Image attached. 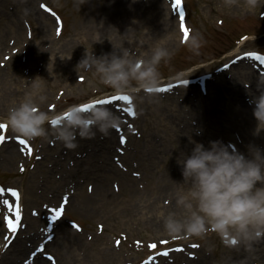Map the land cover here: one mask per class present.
<instances>
[{"label":"rangeland","instance_id":"1","mask_svg":"<svg viewBox=\"0 0 264 264\" xmlns=\"http://www.w3.org/2000/svg\"><path fill=\"white\" fill-rule=\"evenodd\" d=\"M25 1L26 5H31L30 1ZM44 1L52 4L59 13L51 12L48 16L45 15L46 19L44 18L45 21L41 23V28L38 31L35 30L34 33H26L28 24L30 25V20L32 23L34 20L38 21V16L25 11L24 7H22L23 11L18 15V21L22 27V32L27 38L28 45L30 46H26V51L23 54L31 59V66L34 63L36 65V68L33 65L34 74L36 75L35 84L39 77L42 81H46L44 88L47 85L52 87H46L47 92L51 94L49 100H54L60 89H62V91L65 90V94L60 96V102L67 103L68 101L66 99L70 97L80 98L84 95L87 96L91 94L90 92H96L101 86L102 88L107 86L101 83L99 78L94 76L91 71H82L79 75L75 68L76 64L62 61L70 59L73 52H77L82 57L86 47L89 50L93 49V51L99 48L103 38L101 31L102 22L112 20L113 24L122 26L121 30H123L124 33L123 40H120L121 47L128 49L135 48L136 51L139 52V55L142 54L141 51L144 48V41H148V44L152 45L150 49L158 46L163 41V36L151 33L147 34L146 27L148 26V22L141 18L140 23L138 12L129 13L127 5L132 2V0H120L122 4L112 6L113 10L111 12H109L111 9V0H34V7L40 9L39 3H43ZM187 1L190 14L189 18L185 20V27L189 30L188 34L193 35L195 33L201 37L200 48L198 52H194L187 44L181 49L182 52L180 56L173 61L179 53L177 50L185 40L184 34V39L181 42L179 41L180 32L177 27L174 28L171 35L174 38L175 47L173 48L172 46L168 50L170 55L160 62V64L163 65V71L159 74L163 76L165 75L164 73L168 72V74L165 75L169 77L167 80L173 79L184 73H189L192 70V68H190L178 73V69H176L177 66L181 68L188 65L190 60L205 55L221 53L223 50L233 45L234 37H237L244 30L248 29L257 32L261 29V25L264 21L261 19L264 18L262 17L264 16V0ZM3 4L16 5V0H4ZM147 9L150 10L149 13L152 14L149 19L151 22H153V18L156 20L159 19V8L156 6L155 2L147 3ZM242 19L249 20L247 22H241L240 20ZM262 28L264 29V24ZM115 39L116 45L119 47V38ZM257 48L264 51V34L258 37H251L241 48L235 47L224 53L223 56L242 49L245 52H254ZM33 52L34 58L32 59ZM21 57L22 54L18 53L13 58L14 60H20ZM170 60H172V63L170 65H165L166 62ZM37 61L38 63H36ZM210 62L211 61H208L205 64H209ZM199 66H201V64L196 67ZM210 67L211 65L205 66V69H209ZM36 70L38 75L35 73ZM246 70L248 69H245V71ZM248 72L250 73L249 70L246 71V74L237 73V77L242 79L240 82L241 85H238L239 90L237 94L239 95L243 93L252 95V92L255 91L254 83L249 82L247 79L249 76ZM244 80L248 81L251 86L246 88L243 84ZM54 81L60 83L58 87H56ZM212 81L213 80L209 81V84L207 82L206 91L200 90L202 95L199 102H179L177 98H171L170 100L160 101L152 105H142L146 98L141 97L139 99L140 117L137 120V124L144 133L141 137L135 136L133 138L134 140H138L137 142H140L141 151H131L132 158L127 157L123 160L124 167L119 170V176L116 178L118 190L111 184V179L109 180L107 188L110 193L115 196L112 198L117 202L116 211L119 215V221L115 219L112 221L104 219L107 225L106 230L111 232L116 238L121 236L122 233L119 248L129 256H135L138 253V248L134 246L137 241L134 239H149V236L146 238L141 234L157 235L154 233L150 234V231L147 232L145 229L146 223L143 221L147 218L146 214H149V211L146 210L145 207L156 205L148 202L155 188L171 181L174 177L176 181L182 180L180 175L182 174L180 173L181 167H178V158H183L184 154L190 151L181 150L183 144L178 141L179 138H175V134H169L172 125L175 124V113L172 110L178 113H184L181 110L182 108L186 112L188 110L194 111L201 119H206L210 116L211 121L207 128L208 132L197 134L195 130H193V127H190L191 130L185 133L188 140L189 136H192L196 141L204 140L208 146L209 141L219 139L226 144L242 147L246 155L248 154L249 144H255L264 149V129H261L259 133L255 132L258 122L253 115V107L248 106L251 108V113L245 116L242 112L245 107L244 101L241 100L243 104L240 102L238 103V100L226 102L224 97L222 99L220 96L221 84L214 82L211 85V89H208V85H210ZM64 86L68 87L64 89ZM195 86L199 89L198 84H195L191 89L189 87V89L184 90V93L192 91ZM197 88H195L194 93L197 92ZM155 99L156 98L153 100ZM11 105L12 104L9 106ZM9 106L6 107V112ZM6 112H0V115ZM260 127L264 128V124L260 125ZM113 134L114 141H117L116 137L118 133L113 131ZM158 134L162 136L161 139L155 138ZM48 139L49 136L45 140ZM76 139L77 148L81 145V142H87L84 139ZM100 139H102V137H100L99 140ZM189 143L193 147L190 140ZM19 171L20 167L17 170V168L9 169L5 166H0V180L8 181L9 184H16L19 179L13 176ZM131 191L136 193L134 197L128 196ZM29 203H31V201H29ZM33 203L34 202H32V204ZM119 204L125 207L128 206L132 210V212H129V218L124 213H119ZM120 211L122 212V210ZM68 213L81 221L87 219V216L84 218V214L78 209L71 208ZM125 216L127 220H125ZM94 219V216H88V220L91 223L94 222ZM87 236L90 237V241L87 240ZM102 236L103 235L99 233L92 235L86 233V231L82 233L72 231L69 238L71 241L70 246H73L72 251L76 249L77 252L78 247L83 250L82 256L86 259V263L84 264H88L89 262L93 264V262L97 261L104 264H111L110 260L112 261L113 257L108 258V256H110L112 252L111 249H103L105 245L104 239L100 238ZM96 240L99 244L98 250L94 248V242ZM106 246L112 247L111 245ZM190 249L191 246L188 248V251ZM182 256L184 260L191 264L190 259H188L186 255L182 253ZM255 256L258 261L262 262L259 255ZM90 259L94 260L90 261ZM191 262L194 263V261ZM198 264L204 263L199 261Z\"/></svg>","mask_w":264,"mask_h":264},{"label":"clouds","instance_id":"2","mask_svg":"<svg viewBox=\"0 0 264 264\" xmlns=\"http://www.w3.org/2000/svg\"><path fill=\"white\" fill-rule=\"evenodd\" d=\"M200 44L201 37L194 33L188 41L189 48L198 52ZM169 55L162 46L153 47L147 57L133 55L128 48L114 44L111 51L99 55L86 47L75 68L79 74L91 71L113 92L133 97L141 91L153 93L159 89L158 65ZM43 100L34 91L25 92L0 115V121L27 140L47 137L50 129L54 138L69 149L77 147V136L92 137L97 131L107 135L122 122L117 113L103 104L82 109L74 103L63 110V115H54L40 109L38 101ZM250 102L258 122L255 132L259 133L264 129L260 127L264 124V77L257 78ZM56 117L59 119L53 123ZM189 140L193 144L190 152L178 158L183 176L180 183L187 188L177 196L176 203L184 215L171 211L163 215L165 232L170 236L203 237L215 231L225 245L243 244L250 249L254 241L264 237V149L249 144L246 155L219 139L209 141L208 146L192 136Z\"/></svg>","mask_w":264,"mask_h":264},{"label":"bare ground","instance_id":"3","mask_svg":"<svg viewBox=\"0 0 264 264\" xmlns=\"http://www.w3.org/2000/svg\"><path fill=\"white\" fill-rule=\"evenodd\" d=\"M119 2V0H118ZM136 4H140L141 1L137 0V1H134ZM157 2L159 3L160 5V9H161V13H162V16H163V19H164V23H159V24H152L150 26V30L151 31H154V30H162L164 29V27L168 26L170 27V24L175 22V15L172 13L171 9H170V6L168 4V2L166 0H157ZM4 19H7L9 21H14V19L11 17V16H6V17H3L2 15H0V20H4ZM108 22V21H107ZM14 30L16 32H18V28L16 27V24H14ZM165 40H168V39H165ZM170 43L172 41L168 40ZM151 54V52L148 53V56ZM71 60L75 63L78 62L79 60V56L76 55L74 56L73 58H71ZM240 61H242L243 63L249 65V66H252L251 64H249L248 62L250 61V58L247 57V58H241ZM242 62H239L238 64H234L232 65V69H235L236 73H239V72H242V68H247V66L245 64H243ZM12 73L9 72H4L2 70H0V86L2 85H8L9 84V81H10V78L12 77ZM5 78V81L3 82V79ZM232 91V93L234 94V96L236 97L237 96V93H236V88L235 86L233 85L230 89ZM23 91L19 88L16 95L14 97L12 96H5L3 98H0V110L5 108L6 105H8V103L10 102H16L17 100H20L21 99V93ZM238 99V98H236ZM239 100V99H238ZM240 101V100H239ZM251 109L247 107V105L245 104V107L244 109L242 110V112L245 114V116H247V114L251 113L250 111ZM245 118V117H244ZM246 119V118H245ZM248 120V119H247ZM181 135H184V132L183 130H181ZM9 148H12V145L9 144ZM13 150V149H12ZM14 153L15 156H18L19 157V152L18 150L14 149V151L12 152ZM181 177H182V181H183V176L182 174H180ZM49 179L46 178V182L47 180ZM173 181H170L168 183H165V184H161L158 189L164 187L165 185H171ZM95 191H96V196H97V201L96 202H90V204H87L89 207L88 209H91V210H94L96 212H102V211H108V208L110 207H113L114 204H113V201H111L109 199V197H111L109 195V192L107 191L106 187H105V184L100 182V181H95ZM182 184V183H180ZM178 187L174 186L173 187V191L170 192V195H168V189L167 188H164L163 192H162V197H161V201L163 202V209L165 210V214H163L162 212H152V213H149V214H146L147 216L149 217H152L148 222H147V225H148V230H150L151 232H160V233H164V236H165V230H164V226H163V219H162V216L163 215H166L168 212H175L177 214V216H180L182 217L184 215V210L182 207L178 206L177 203H176V199H177V196L179 195L178 194ZM132 194V193H130ZM78 197L84 201L85 200V196L84 195H78ZM128 218H129V211L127 210V208H125V213H124ZM59 233L61 234L60 238H58L56 240V242L53 241V244H54V248L56 251L60 252V259L62 261V263L64 264H78L77 262H79V259L77 260V258L74 260V258L72 257L71 253H67V251H69L68 249L65 248L64 246V241L65 239L67 238V233L65 231V228L63 227H60L59 229ZM36 234H39V233H36ZM33 235V237H35V235ZM40 236V234H39ZM24 242H26V239L27 237L25 236L24 238ZM168 238L167 237H162L160 242L161 243H164L165 241H167ZM22 244V239L19 238L12 246V248H10L8 250V253H6L3 257H2V261H0V264H13V261L14 262H17V260L19 259V255L21 254V252L24 250H20V249H17V252L18 254L16 253V248L19 247L20 245ZM52 244V245H53ZM77 260V261H76ZM120 261L121 259L119 258V262L118 264H120ZM45 261L44 260H38L37 261V264H44ZM94 263V262H93Z\"/></svg>","mask_w":264,"mask_h":264},{"label":"snow or ice","instance_id":"4","mask_svg":"<svg viewBox=\"0 0 264 264\" xmlns=\"http://www.w3.org/2000/svg\"><path fill=\"white\" fill-rule=\"evenodd\" d=\"M179 5H180V0H175L174 7H179ZM181 19L183 21V16H181ZM181 27H182V29L184 31L185 39H187L189 30H188L187 27L184 26L183 23H181ZM249 55H255V54L254 53H250ZM119 99H123L125 101L131 102L132 97L131 96H128V95H122L120 97L108 96L105 99L92 100V101H90L88 103H82V104H80V107L82 109H89V108H91L95 104H106V103H109L110 101L119 100ZM126 112L128 114L132 115V116H135L136 115V113H135V111H134V109L132 107H128L126 109ZM64 115H68V114L67 113H64ZM58 119H59V117H56L52 122L53 123H56ZM6 127H7L6 124L0 123V129L6 128ZM17 139H19L21 141V143H23V144H27L28 143L27 140H24L21 137H17ZM3 140H4V137L3 136H0V143H2ZM29 151H31V149H29ZM5 191L11 193L16 198V204H15V208H14V211H15V219H12L10 216L4 218L6 220V222H7L8 228L10 230H12L13 232H15L16 229H17V227H18V225H19L20 217H21L20 206H19V193L14 188L5 189L3 186H0V195H2ZM2 203L5 204V205H7L10 209L13 208V205L7 199L2 200ZM53 211H54L55 215H53L52 219L55 220L61 214L62 209H53ZM117 243H119V242H117ZM150 247L155 248L156 245L155 244H152V245H150ZM193 247H196V245H194ZM165 251H167V250H165ZM148 259L151 260L152 257L150 256Z\"/></svg>","mask_w":264,"mask_h":264}]
</instances>
